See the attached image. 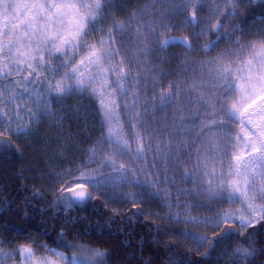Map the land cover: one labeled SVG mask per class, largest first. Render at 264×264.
<instances>
[{
	"label": "snow or ice",
	"instance_id": "snow-or-ice-1",
	"mask_svg": "<svg viewBox=\"0 0 264 264\" xmlns=\"http://www.w3.org/2000/svg\"><path fill=\"white\" fill-rule=\"evenodd\" d=\"M114 2L0 0V81H8L0 86V150L12 145V136L18 139L28 135L33 122H39L38 114L44 117L56 115L52 111L54 100L70 96L74 91L89 92L99 100L101 122L105 128L101 136L103 143L86 150L89 155L81 165H77V175H73L71 170L55 174L57 181H64L65 177L70 179L56 189L53 204L62 205L66 210L87 203L94 198L87 186L100 190L109 187L115 189L122 183L135 184L146 190L151 189V195L154 196H159L160 191L168 193L167 188L157 190V184L170 182L175 186L176 180L167 175L168 165L171 163L183 171L182 153L198 140L192 172L183 171L182 178L191 181L192 173L195 172L200 177L195 183L206 194L222 202L239 203L242 207L217 212L215 216H206L200 221L185 214L189 209L178 201L175 207L185 208V211L172 214L173 205L166 204L170 218L176 223H204L214 228L238 223L240 230L264 223V204L255 203L257 199L264 201V33L257 34L259 39L241 42L244 40L247 20L253 18L251 16L225 31L227 22L238 16L237 3L250 4L254 0H223L227 6L226 12H221L220 5L210 11L213 15H224V21H217L214 26L209 21L191 38L170 35L162 39L163 32L156 30L157 21L138 24L132 34L138 51L130 57H121L116 64L112 61L120 57V48L125 47L123 38L129 35L132 22L138 21V14L134 13L127 22L113 20L107 35L100 36L96 42L86 39L92 31H103V28L96 25L101 13ZM164 2L169 3L170 0ZM180 5L182 7L170 11L176 13L191 9L186 25L200 27L197 11L206 6L205 0H180ZM160 27L167 29L168 25L162 24ZM208 32H213L216 39L201 46L202 52L214 50L221 42L235 47H229L212 59L199 62L190 71L193 77L199 75L201 78L193 79L182 91L180 81H173L165 92L155 86L154 80H145L144 71L133 75L131 67L125 69V59L129 65H140L144 63L142 57L158 50L166 53L173 45L182 46L191 52L194 50L192 40L198 41ZM161 59L166 60V56ZM160 71L162 75H167L163 69ZM184 71L188 72L189 69L185 68ZM13 72L20 79L12 78ZM213 87L218 91L208 97L198 91ZM135 88L141 91H132ZM145 89L157 91V96L141 108L138 105ZM178 95L181 96L179 103L189 100L197 105L191 117V126L185 124L189 118L186 115H173L170 118L171 124L166 122L167 117L164 122L157 118L156 113L174 105L177 111H182L177 102ZM192 95H195L194 100L191 99ZM258 100L261 103H257ZM125 124L128 125L127 132L124 131ZM232 125H239L240 131H235ZM193 132L194 138L184 139L185 133ZM128 135L135 147L124 138ZM158 139L166 141L163 147L160 143L154 144ZM106 146L111 155L104 156L96 171L103 167L112 171L106 176H97L88 170V166L103 156ZM233 149L239 150V154ZM152 152L156 155L150 158L149 153ZM126 155L140 162L136 169L128 168L113 158ZM226 161L228 166L224 167ZM161 163L164 167L162 180L156 169L157 164ZM213 165L221 166V170L217 171ZM149 169L158 179H147ZM137 172L145 178H139ZM209 176L211 179H204ZM214 181H218L215 186ZM136 195L133 193L127 196L134 207L143 202L136 201ZM181 234L191 237L198 250L211 244L214 251L222 239L239 236L241 232L230 228L224 232L223 237L211 241L207 235L190 232ZM64 235L61 232L60 237L53 241L56 247L37 245L38 249L43 248L50 255L36 259V251L31 246L23 245H17L15 253L22 254L24 264H106L103 259L107 255L105 251L84 244H70L63 238ZM72 248L79 249V252L66 254ZM254 252L252 247L239 246L233 250L232 256L245 259L253 256ZM11 255L13 253L5 252L0 247V259ZM210 256V252L205 253V260L195 264H209Z\"/></svg>",
	"mask_w": 264,
	"mask_h": 264
},
{
	"label": "trees",
	"instance_id": "trees-1",
	"mask_svg": "<svg viewBox=\"0 0 264 264\" xmlns=\"http://www.w3.org/2000/svg\"><path fill=\"white\" fill-rule=\"evenodd\" d=\"M236 8L238 16L232 18L228 30L250 16L253 18L247 20L245 33L251 24L264 21V0H254L250 4L238 3ZM170 35L184 37L173 30L169 31L167 38ZM236 35L239 36V33ZM215 39L212 32L202 45L193 43L194 50L191 52L178 45L170 46L167 52L183 49L190 56L205 60L212 59L210 57L218 49L235 46L221 42L208 53L201 51V46ZM166 53L162 51L161 57ZM161 57L163 64L167 62V58L162 60ZM200 78L199 75L186 77L179 84L181 91L193 79ZM180 100L181 96L178 95L179 107L185 103L188 105L182 111H171V114L177 117L186 115L189 118L185 123H193L191 117L197 109H190L189 100L179 103ZM52 111L56 115L41 117L38 123L33 122L28 135L18 139L12 136V145L0 150L2 242L14 245L44 243L56 247L53 241L63 232V238L70 244H84L105 251L106 264H195L204 261L205 253L209 252V264H264V223L246 230L226 227L210 241L223 237L230 228L239 230L241 234L222 239L214 251L209 244L203 252H196L171 239L160 222L146 214L143 208L115 210L102 197L94 196L87 203L66 210L62 205L53 204L49 186L53 184L54 175L82 160L87 153L86 148L92 147L101 138L104 126L98 101L86 94L74 93L56 99L52 103ZM24 119L27 120V116ZM37 192L41 194L35 195ZM239 246L254 248L253 256L245 259L232 256L233 250ZM76 249H69L67 253Z\"/></svg>",
	"mask_w": 264,
	"mask_h": 264
},
{
	"label": "rangeland",
	"instance_id": "rangeland-1",
	"mask_svg": "<svg viewBox=\"0 0 264 264\" xmlns=\"http://www.w3.org/2000/svg\"><path fill=\"white\" fill-rule=\"evenodd\" d=\"M19 2H29V0H19ZM205 7L203 9H200L197 11V18L201 21L200 27H189L186 25V18L189 15V12L191 9L184 10L183 12H176L173 13L170 11V9H174L177 7H182L180 5V0H170L169 3H165L164 0H115L114 4L109 6L105 9L103 13L100 15V19L97 23L98 28H103L102 32H96L92 31L90 36L86 37L90 42H96L98 41L100 36H106L108 28L112 27L113 20H120L127 22L130 17L135 13L139 15L138 21H133V27L129 29V35L124 39L125 41V47L120 48V57H116L113 59L112 63L116 64L121 57L128 56L130 57L133 52L138 51L137 44L134 40V36L132 35L135 30L136 26L138 24H144L147 22H151L153 20L157 21V27L156 30L159 32H163L162 39H166L169 31L173 30V32L177 35L187 36L189 38L193 37V34L195 32L200 31V28L205 27L209 24V21H211V24L214 26L217 21H222L223 16L222 14H215L210 11L212 8L217 7V5L221 6V12L227 11V6L224 4L223 0H205ZM238 6V3L236 7ZM146 10V11H142ZM232 23V19L229 20L225 26V31L228 30V26ZM162 24H167L168 28L164 29L160 27ZM251 24L249 28L246 31L244 40L241 42L244 43L248 40H256L259 39L258 33H264V21L256 23V25ZM142 31H146L145 29H142ZM212 32H208L206 36H202L199 38V40H192V43H194L196 46H200L203 43L207 41L210 34ZM117 47H120L119 44L116 45ZM233 48L235 46H232ZM229 48V47H228ZM228 48H222L218 49L216 51V54L212 57H215L216 55L225 52ZM83 52V49H81ZM160 53L162 51H156L152 52L150 55L142 57V60L144 63L140 65H129L127 59H125V69L127 70L129 67L132 69V74L137 75L141 71L145 72V80H154L155 86L160 89L164 90L165 92L168 90V86L173 81H180L184 80L186 77L192 76L191 69L196 67L199 62L203 61L202 59H197L195 57L190 56L185 50L183 49H176L175 51L167 52L166 54H163L167 58V62L162 63L160 60ZM86 54V53H85ZM45 58H47L45 56ZM183 62V63H182ZM168 63H172L169 65ZM108 64L105 62V67H107ZM235 66L234 64L232 65ZM188 68L189 71L185 72L184 69ZM161 69L164 70V72L167 73V75L161 74ZM92 71V69H89ZM23 75V74H22ZM188 75V76H187ZM15 79H20L19 76H15V72H13V77ZM10 78V79H12ZM59 79V77H57ZM185 81V80H184ZM8 83V81H0V86L3 84ZM132 91H141L139 88L132 89ZM218 89L215 87L211 89H199V92L202 93L205 97L210 96L212 93L217 92ZM77 94H86L91 99L99 100L97 97L91 95L89 92H76L74 91L72 95ZM157 96V91L154 90H148L145 89L143 91L142 100L139 103L138 107H144L146 104L150 103L153 99V97ZM194 100L195 95L192 97ZM129 99H132L131 96H129ZM257 103H261V101H257ZM188 104L185 103L184 105H180L181 109L186 108ZM190 109L195 110L197 109V105L195 103H189ZM247 106V105H245ZM100 108V105H99ZM177 109V107L171 106L169 108L164 109L163 111H160L156 113L157 118L164 122L166 117L167 123L171 124V117L173 114H171V111H174ZM7 110V109H6ZM251 111V109H249ZM40 115V118L43 117V115ZM176 116V114H174ZM247 115V113H245ZM26 117V116H25ZM102 119V117H101ZM121 119H123V116H121ZM150 119V118H149ZM26 120V119H25ZM200 121H196V123H199ZM189 126L192 125V123H185ZM232 128L235 131H240L239 125H232ZM105 131V128H104ZM124 131H128V125H124ZM185 135V134H184ZM195 137V132L187 134L184 136V139H192ZM125 139H128L130 143H133V147H135L134 142H132V138L130 135L125 136ZM168 139H171V137H168ZM98 143H103L101 141V138L97 140V142L92 146L95 147ZM155 143H160V146L163 147L164 143L166 141H160L159 139L157 141H154ZM199 141L197 140L195 144L190 145L187 151H184L182 153L181 159L184 161L183 163V171H189L192 172L193 169V163L195 161V149L198 147ZM114 147V146H112ZM90 148L88 146L86 150ZM85 150V152H87ZM97 151H100V149H97ZM233 151H236L239 154V150L233 149ZM189 154H191V159H189ZM89 153H86L84 155V158L80 160L76 165L71 164L69 168L62 169L59 173L65 172L67 170H71L73 175H77L76 167L77 165H81L85 159H87V156ZM111 155V152L109 151V148L106 146L103 149V156L99 160H97L96 163L91 164L88 166V170L92 171L97 176H106L108 173L112 171L110 168H100L99 171H96L98 166L102 163L104 156ZM156 153L152 152L149 153V157L155 156ZM118 163H123L126 167L136 169L138 167V164L140 162L133 161L129 156H114L113 157ZM227 161L225 162L224 167H227ZM213 167H216L217 171L221 170V166L213 165ZM157 171L160 172L159 179H163L164 176V167L161 164H157L156 166ZM183 171L178 168L174 167L169 163L168 165V171L167 175L170 178H174L176 180L175 186H173L170 182L166 183H160L157 184V190L167 188L168 193H165L163 191H160L159 196L151 195V189H144L143 187H139L135 184H121L117 188L113 189L111 187L109 188H102L100 190H93L91 186H87L89 191H92V194L94 197H102L106 202L108 206H111L115 210H128L130 208L140 207L143 208L150 217L155 219L156 221L160 222L162 227L167 231L168 235L171 239L181 243L189 250H193L196 252H203L207 245H205L203 248H199L196 245L195 241L191 237H186L182 235L181 233L184 232H190L193 234H200V235H207L210 239L222 232L226 227H236L239 229L238 223H232V224H224L222 228H214L210 227L207 224L204 223H176L175 220L170 218V210L168 207H166V204L173 205L171 212L172 214H175L176 212H184L185 208L189 209V212L185 214H190L193 217H196L197 220L203 221L204 218L207 217H213L217 212H225L235 209H240L242 206L239 203H230L227 201H219L210 195L206 194L203 189L195 183L197 179L200 177L193 172V179L191 181H185L183 176ZM137 176L141 179H144L145 177L141 176L139 172L136 173ZM70 179V177H65L64 181H57L56 175H54L53 184L49 186V191L52 194V198L55 199L56 197V189H58L62 183ZM147 179L150 180H156L158 177L155 175L154 172H152L151 169H149V175L147 176ZM204 179H211V177H205ZM231 179V178H229ZM218 181L213 182V186H215V183ZM205 187L207 185H204ZM183 190V191H181ZM119 193H123V195H120ZM137 194L135 196L136 201H143L142 203L137 204V206H133V203L130 202V200L127 198L129 194ZM182 203L185 208H177L175 207L177 202ZM257 204H264V201H261L257 199L255 201ZM38 244H44V243H38ZM36 243L27 244L23 246H31L36 251V259H38L42 255H50L45 252L43 248H37ZM17 245H14L10 242H2L0 240V247H3L5 252L13 253V255L9 257H4L0 259V264H24L23 256L22 254H16L15 248ZM100 250V249H99ZM61 251V250H60ZM103 251V250H101ZM74 252H79V249H76ZM72 252V253H74ZM72 253L66 254L71 255ZM53 259H55L53 257ZM105 260V257L103 258Z\"/></svg>",
	"mask_w": 264,
	"mask_h": 264
}]
</instances>
